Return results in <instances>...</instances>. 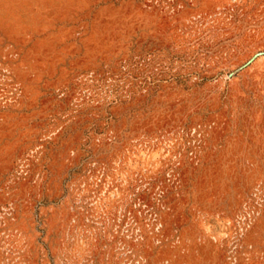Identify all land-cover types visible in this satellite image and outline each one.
<instances>
[{"label":"rangeland","instance_id":"374dc122","mask_svg":"<svg viewBox=\"0 0 264 264\" xmlns=\"http://www.w3.org/2000/svg\"><path fill=\"white\" fill-rule=\"evenodd\" d=\"M0 264H264V0H0Z\"/></svg>","mask_w":264,"mask_h":264}]
</instances>
